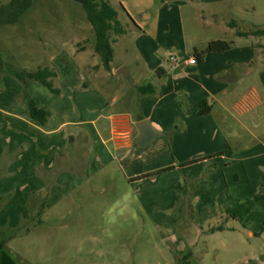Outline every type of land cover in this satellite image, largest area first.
Wrapping results in <instances>:
<instances>
[{"label": "crops", "instance_id": "0c3cea01", "mask_svg": "<svg viewBox=\"0 0 264 264\" xmlns=\"http://www.w3.org/2000/svg\"><path fill=\"white\" fill-rule=\"evenodd\" d=\"M254 1L115 0L127 33L113 44L111 70L101 60L90 77L82 64L60 75L56 70L65 80L59 93L29 83L28 95L50 113L45 126L29 116L25 85L0 65V187L22 189L12 202L23 218L37 204L47 212L92 188L113 169L129 185L180 172L191 180L206 175L207 191L223 183L225 196H218L211 214L220 218V236H233L232 253L264 264V199L243 221L226 214L236 200L264 195V48L255 45L256 36L237 33L249 34L240 27L245 15L255 16ZM225 35L255 42L238 47ZM216 41L232 47L196 57ZM73 44L69 57L76 59L86 49ZM149 84L154 93L142 94L139 88ZM203 100L212 107L208 115L198 112ZM144 120L161 135L141 149L137 124ZM162 170L168 171L158 174Z\"/></svg>", "mask_w": 264, "mask_h": 264}, {"label": "rangeland", "instance_id": "374dc122", "mask_svg": "<svg viewBox=\"0 0 264 264\" xmlns=\"http://www.w3.org/2000/svg\"><path fill=\"white\" fill-rule=\"evenodd\" d=\"M10 1L0 0V7ZM109 1L117 7L115 0ZM252 4L257 9L253 11L255 16L245 15L240 27L249 34L264 29V0ZM253 21L261 23V28L254 27ZM112 37L118 38L116 34ZM223 37L235 41L238 47L255 42ZM256 39L255 45L264 48V38ZM44 42L49 49L43 48ZM72 42L86 49L76 59L69 57ZM95 42L85 10L73 0H35L17 24L0 28L3 61L29 72L48 68L60 75L82 64L89 66L83 72L90 77L92 66L101 60L99 55L94 56ZM116 54L118 58V48ZM59 75L51 80L57 89L65 82L57 79ZM115 171H109L108 178H97L92 188L77 191L47 212L37 204L28 219L18 211L19 203L12 202L22 189L0 187V229L15 234L2 254V263L255 264L244 257L245 252H231L233 236H220L215 226L220 218L218 214L211 216L219 208L216 199L224 195L223 183L207 191L203 182L206 175L191 180L187 173L180 172L129 185Z\"/></svg>", "mask_w": 264, "mask_h": 264}, {"label": "trees", "instance_id": "16d2710c", "mask_svg": "<svg viewBox=\"0 0 264 264\" xmlns=\"http://www.w3.org/2000/svg\"><path fill=\"white\" fill-rule=\"evenodd\" d=\"M35 0H11L9 3L0 7V28L7 25L17 24L22 17L33 7ZM83 7L86 12L87 19L90 22L95 37V52L101 59L102 66L106 70H111V64L114 60V47L115 40L112 36L116 34L118 37L127 33L119 18V10L116 9L109 0H73ZM124 12L126 10L123 6H120ZM133 21V20H132ZM134 23V22H133ZM135 25V23H134ZM239 36L246 37L254 35L256 37L264 38V29L257 30L253 34L243 33L238 31ZM232 43L226 41H216L208 45V47L196 54V57L204 59L206 55L214 52H225L231 49ZM0 65L5 66L19 81H21L25 87V98L28 100L29 116L32 120L45 126L50 118V113L40 108L33 99L28 95L27 88L29 83L37 81L42 83L53 93H59L60 90L54 87L51 81L57 74L48 69H38L35 72H29L25 70H14L12 66L4 63L0 54ZM142 94H152L155 91V86L149 84L139 88ZM197 109L200 115H208L211 113L212 107L209 106L207 100H203L197 104ZM168 170L159 171V173L166 172ZM148 176H144L145 178ZM141 178V179H142ZM264 199V195H256L252 200L245 203H241L236 200L232 208L226 210V214L229 218L234 220L243 221L253 214V208L257 202ZM218 230L222 231L223 227L220 226ZM13 230L0 229V264L2 262V254L7 247V244L14 238Z\"/></svg>", "mask_w": 264, "mask_h": 264}, {"label": "water", "instance_id": "95a60500", "mask_svg": "<svg viewBox=\"0 0 264 264\" xmlns=\"http://www.w3.org/2000/svg\"><path fill=\"white\" fill-rule=\"evenodd\" d=\"M121 74L127 76L125 73ZM137 128L139 130V136L136 140V144L141 149L147 148L156 137L161 135V133L152 129L151 123L148 120L139 122Z\"/></svg>", "mask_w": 264, "mask_h": 264}, {"label": "built area", "instance_id": "2783aa9c", "mask_svg": "<svg viewBox=\"0 0 264 264\" xmlns=\"http://www.w3.org/2000/svg\"><path fill=\"white\" fill-rule=\"evenodd\" d=\"M171 60H172L173 63H176V62H177V57L172 56V57H171ZM190 63H191V64H195V63H196V58L191 59V60H190Z\"/></svg>", "mask_w": 264, "mask_h": 264}]
</instances>
